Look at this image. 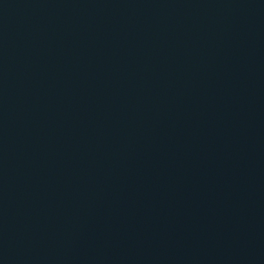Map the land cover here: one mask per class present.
Masks as SVG:
<instances>
[{
    "label": "water",
    "instance_id": "obj_1",
    "mask_svg": "<svg viewBox=\"0 0 264 264\" xmlns=\"http://www.w3.org/2000/svg\"><path fill=\"white\" fill-rule=\"evenodd\" d=\"M0 264H264V0H0Z\"/></svg>",
    "mask_w": 264,
    "mask_h": 264
}]
</instances>
